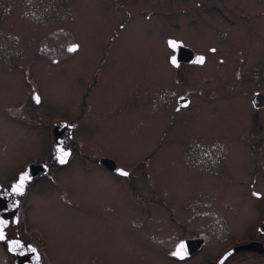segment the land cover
<instances>
[{"label": "rangeland", "instance_id": "374dc122", "mask_svg": "<svg viewBox=\"0 0 264 264\" xmlns=\"http://www.w3.org/2000/svg\"><path fill=\"white\" fill-rule=\"evenodd\" d=\"M192 2L195 0H0V174L49 152L53 138L51 122L55 118L70 119L79 112L78 103L73 100L77 98L78 86L83 77L91 79L94 64L107 48L108 34L124 20L125 27L108 48L112 83L106 72L104 89L100 80L93 84L87 99L92 110L88 116L77 118L68 139L72 153L67 163L53 173V178H61L68 194L97 195L101 199L124 194L122 186L117 185L120 176L90 162L91 157L108 153L122 166L149 171L153 183L165 184L174 194H205L210 208L217 210L224 193L237 192L238 184L229 178L245 179L251 171L247 154L239 150L236 141L242 121L223 101V96L230 89L227 83L235 81L233 61L239 54L242 90L264 76V0H205L200 2L199 11L162 13L158 18L154 14L145 17V12L138 10L139 7L167 10ZM58 25L72 32L78 48L56 62L35 55L39 43L62 41L58 32H52ZM165 35L180 37L191 48L203 52V63L184 65L175 71L167 60L170 49L165 44ZM117 50L121 53H113ZM29 58H33L29 84L40 96L39 103L34 105L24 96L26 84L19 78L21 73L10 71ZM254 65L261 67L258 73L251 74ZM103 67L106 68V62ZM182 88L189 90V103L175 110L172 94ZM156 92L160 94L158 100ZM231 96H225L229 102L234 100ZM243 97L242 94L241 100ZM18 104H22L19 110L29 118L8 116L9 110L15 111ZM244 124L248 130L253 128L252 123ZM207 150L208 177L190 179L182 166L192 169L195 163L186 159L183 163L177 154L183 151L195 156L189 153ZM150 151L156 154L153 158L138 161ZM60 158L62 155L57 156L58 162ZM157 167L164 168L161 177ZM223 171H229L225 184L221 180ZM45 182L39 183L45 193L58 192L54 184ZM131 182L135 191L142 188V180ZM87 204L90 206L92 202ZM79 210L71 215L82 214ZM78 220L84 227L83 218ZM63 226L62 234L73 238L76 228ZM109 227L115 232L116 225ZM101 231L97 243L90 236L85 250L92 247L102 252L109 264H133L131 260H141L137 249L127 248L124 240L113 242L109 233L104 241Z\"/></svg>", "mask_w": 264, "mask_h": 264}, {"label": "flooded vegetation", "instance_id": "af4514ba", "mask_svg": "<svg viewBox=\"0 0 264 264\" xmlns=\"http://www.w3.org/2000/svg\"><path fill=\"white\" fill-rule=\"evenodd\" d=\"M201 1L205 0H195L186 7L178 6L167 10L159 7L149 10L139 7L138 10L145 12V17L154 14L158 18L162 13L199 11ZM235 12L239 13L236 8ZM124 27V20H121L116 27L112 28L111 33L108 34L107 48L104 50V54L97 59L96 66L94 64L92 68L91 79L85 80L84 78L87 76L82 78V82L78 86L77 98L73 99L78 103L79 112L74 113L70 119L55 118L51 122L52 124L57 120L65 122L62 144L64 147L69 146V155L65 158V162H58L55 154L56 149L52 146L48 155L45 154L43 157L35 159L30 158L22 166L0 174V219L7 221L4 226L5 239L0 240V264H109L102 252H97L92 247L85 250L89 246L90 236L93 243H97L99 229L102 230L101 237L104 241L109 233L113 242L120 243L124 240L127 243V248L131 246L134 250L137 249L136 252L141 260L133 259L131 260L133 264H264V76L257 78L259 79L256 80L257 82H252V86L247 90L246 88L242 90V72L237 60L241 58L240 54L237 56L236 62L233 61L232 73L235 81L227 83L230 89L224 91L225 96L232 95L234 100L229 102V98L223 96L225 98L223 101L228 103L230 109L239 118L238 120L242 121L236 131L238 139L236 141L239 150L247 154L251 171L245 179L239 180L237 176L233 179L229 178L238 184L237 192L224 193L217 210L210 208V200L205 194H174L165 184L153 183L149 171L146 172L142 167L122 166L108 153L91 157L90 162L104 171L120 176L121 180L117 185L122 186L120 190L124 194L102 199L97 195L68 194L66 187L61 183V178L58 180L53 178V173L58 172L60 167L67 163L72 153L68 139L77 124V118L88 116L92 110V104L87 99L93 90V84L96 85L100 80V86L104 89L103 85L106 83L104 74L106 72L110 83H112V61L108 48L118 36L119 30L121 31ZM52 32H58L62 41L51 44H48L47 41L39 43L35 55L56 62L68 57L78 48V43L72 32L66 27L58 25L52 29ZM166 36L172 35L164 37ZM176 38L181 39L180 37ZM73 46H75V50L70 51L69 49ZM210 47L209 49L212 50ZM194 51L199 52L195 49ZM113 53H121V51L117 50ZM201 53L205 58V54ZM218 59L220 60L221 57L219 56ZM32 61L33 58L22 60L19 67L17 63L16 66H13L14 68H10V71L15 69L18 74L21 73L19 78L26 84L24 96L34 105L39 103L34 99V95L39 98V101L40 96L37 90L29 84ZM105 62L106 68L103 67ZM190 64L201 63L180 60L172 68L177 71L184 65ZM260 67L254 65L250 71L251 74L258 73L256 71ZM86 72H88L87 69ZM175 78L174 75L173 79ZM232 90L233 92H231ZM188 93L187 88H182L179 92L172 94L175 110L188 105ZM242 94L244 100H241ZM180 95L187 96L185 104L180 103L178 99ZM256 96H261L262 101L259 102L255 98ZM155 98L157 100L160 98L158 92L155 93ZM237 100L240 102L238 105H234ZM21 105L18 104L15 111L9 110L8 116L29 118L28 114L19 110ZM18 111L19 113H15ZM244 123H248V125L252 123L251 127L253 128L248 130ZM153 153L154 151H150L144 157H140L138 161L143 162L153 158L156 155ZM182 154H186V157ZM189 154H195V156H188V152L180 151L177 154V159H181L183 163H186L187 160L195 163L196 167H192V169L182 166V169L189 174L190 179L201 176L208 177L210 152L208 150L195 151ZM101 157H108L110 160H102ZM185 159L186 161H184ZM32 161L39 162V164L31 170L32 174L25 180L23 191L14 192L13 185H18L20 182V178L17 177L19 171ZM0 169H2L1 165ZM135 169L138 171L135 172ZM118 170L126 171L129 175H121ZM156 170L161 177L164 168L157 167ZM225 171L221 174L223 184L227 179L225 174L229 172L224 173ZM137 178L143 181V185L142 188L139 187L135 191L134 183L131 180L137 181ZM43 180H46L45 184H54L53 186L58 192L52 195L48 192L45 193L44 187L39 186ZM117 185L115 186L119 191ZM117 199L121 200L117 202ZM87 202H92V204L88 206ZM153 206L155 207L153 208ZM78 208H81L79 211H82V214L71 215L73 211L77 212ZM88 210L90 211L87 212ZM80 217L83 218L84 227L78 220ZM109 224L116 225L115 232L110 229ZM63 225L68 229L74 228L75 230L76 228L73 233L75 235H72L73 238L71 235L67 237L62 234ZM131 238L132 242L129 241ZM56 240L59 242L58 245ZM12 241H18L19 247L15 243H10ZM181 243L184 245L181 252L183 258L172 255L178 250ZM72 247L74 250L71 249ZM31 249H35V251H31ZM147 256L155 257L151 259Z\"/></svg>", "mask_w": 264, "mask_h": 264}, {"label": "water", "instance_id": "95a60500", "mask_svg": "<svg viewBox=\"0 0 264 264\" xmlns=\"http://www.w3.org/2000/svg\"><path fill=\"white\" fill-rule=\"evenodd\" d=\"M169 41H174L176 42V47H172L169 44ZM165 43L166 45L172 50V52L169 54L168 56V61L172 64V65H176L177 62L179 60L182 61H197L198 57H203V55L201 53H195L194 50L189 47L188 45L184 44L180 39L178 38H174L172 36H167L165 38ZM175 57L176 59V63L174 64L172 62V58ZM255 95V94H254ZM255 98L258 99L259 102L262 101V97L261 96H256ZM179 101L181 104H185L187 101V97L184 95H181L178 97ZM65 127V122L64 121H55L52 124V133H53V139H52V144H53V148H55V154L56 156H60L63 155L62 152L59 151V149H63L65 152H68V149L66 147L62 146V132L64 130ZM65 159V158H64ZM102 160H110V158L108 157H101ZM35 162H28L24 168L22 170L19 171L18 173V178H21V176H23L25 173L27 174L28 178L30 176L31 170H28L30 167L35 166ZM111 165V164H110Z\"/></svg>", "mask_w": 264, "mask_h": 264}, {"label": "snow or ice", "instance_id": "6c2138e0", "mask_svg": "<svg viewBox=\"0 0 264 264\" xmlns=\"http://www.w3.org/2000/svg\"><path fill=\"white\" fill-rule=\"evenodd\" d=\"M169 44H170V46H172V47H176V42H174V41H169ZM69 50H70V51H74V50H75V46H73V47L70 48ZM203 60H204L203 57H198V58H197V61L200 62V63H203ZM172 62H173L174 64L176 63V59H175V57L172 58ZM34 99H35L37 102H39V98H38V97H34ZM59 151L62 152V154H63V155H62V158H60V162H61V163H64V162H65V159H64V158H66V157L69 155V153L63 151L62 148L59 149ZM118 171H119V173H120L121 175H124V176L129 175V173L126 172V171H123V170H118ZM26 179H28V176H27V174L25 173L23 176H21L19 184H18V185H13V189H12V190H13L14 192H17V193L22 192V191H23V187H24V182H25ZM254 195H259V194H254ZM6 224H7V221H5V220H3V219H0V240L5 239L4 226H5ZM10 243H15L16 246L19 247V242H18V241H12V242H10ZM183 249H184V245H183V243H181V245L178 246V250H177L176 252H173L172 255H174V256H180L181 258H183V256L181 255V252H182ZM31 251L34 252L35 249H31Z\"/></svg>", "mask_w": 264, "mask_h": 264}]
</instances>
